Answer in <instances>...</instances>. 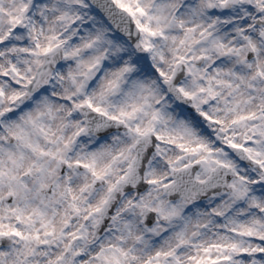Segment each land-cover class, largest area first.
<instances>
[{
  "label": "snow or ice",
  "instance_id": "1",
  "mask_svg": "<svg viewBox=\"0 0 264 264\" xmlns=\"http://www.w3.org/2000/svg\"><path fill=\"white\" fill-rule=\"evenodd\" d=\"M0 264H264V0H0Z\"/></svg>",
  "mask_w": 264,
  "mask_h": 264
}]
</instances>
